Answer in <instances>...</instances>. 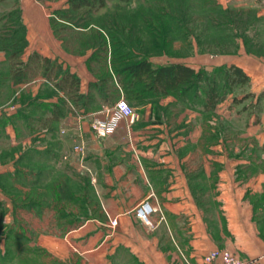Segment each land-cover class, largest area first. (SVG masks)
<instances>
[{
    "label": "crops",
    "instance_id": "0c3cea01",
    "mask_svg": "<svg viewBox=\"0 0 264 264\" xmlns=\"http://www.w3.org/2000/svg\"><path fill=\"white\" fill-rule=\"evenodd\" d=\"M16 1L27 46L19 59L0 52V87L10 94L0 89V157H11L0 159L2 229L31 234L48 251L47 264H220L205 261L215 251L264 264V57L242 47L222 63L210 55L150 57L154 65L208 74L217 66L236 67L249 78L221 107L227 121L241 124L232 142L212 125L217 106L205 111L199 91L186 99H129L110 45L104 50L93 36L77 37L72 49L57 32L79 29L53 19L65 6ZM121 97L138 118L115 121L110 137L97 138L93 120L113 119ZM80 142L86 146L80 166L94 175V211L57 209L50 201L33 203L47 207L30 212L16 207L8 186L24 189L38 179L24 168L25 156L46 160L55 170L63 158L79 155L73 148ZM144 203L153 210V227L136 215ZM6 252L0 241V253Z\"/></svg>",
    "mask_w": 264,
    "mask_h": 264
},
{
    "label": "rangeland",
    "instance_id": "374dc122",
    "mask_svg": "<svg viewBox=\"0 0 264 264\" xmlns=\"http://www.w3.org/2000/svg\"><path fill=\"white\" fill-rule=\"evenodd\" d=\"M35 1L49 8L65 6L63 7L65 11L75 4L83 5V0ZM89 2L93 4L94 0ZM105 2L104 8L96 3L95 8L91 5L92 10L84 5L79 12L70 13L74 17L73 22L79 25L76 27L79 31L85 29L82 27L89 29L87 33H79L68 27L57 32L67 37L72 49L78 42L77 37L90 38L91 35L95 37L94 31L103 29L107 36L125 50L144 52L149 58L172 60L194 55H210L215 57L217 63H222L227 60L228 55L237 54L241 47L248 54L264 57V0H105ZM18 5L15 0L0 5V17L6 12L16 10ZM57 16L61 17L59 12L53 14L52 18L59 21ZM83 18L86 19L83 20L84 23L80 21ZM16 23V17L0 18V52L4 43L7 48L10 47L9 50L15 40L21 39V34L15 37ZM217 81L221 94H226L227 98L231 91L223 89L226 83L222 73L219 74ZM206 85L205 82H201L200 88L206 89ZM0 89L6 90L4 84ZM4 95H10L8 90ZM200 98L203 99V91H200ZM201 99L199 101H202ZM223 101L217 104L212 125L218 132L227 134L233 142V137L236 138V134L241 130V124L236 120L227 121L221 111L223 104H226ZM7 107H13V103ZM212 116L210 112V119ZM94 121L96 120L92 122V130ZM226 141L224 145L228 144ZM79 146H84L86 150L83 142L75 145L74 152L80 156L73 155L70 161L63 158L62 164L55 170L46 160L42 162L31 155L25 156L28 163H25L24 168L38 173V179L35 180V184L29 183L28 186H24V189L8 186L9 196L18 202L16 207L30 212L47 207L45 204L36 206L33 203L50 201L55 203L57 209L64 207L70 211L90 213L96 207L94 203L97 191L91 185L94 177L91 170L80 166L81 157L86 152L78 151ZM9 156L10 154L3 153L0 159L8 160L11 158ZM23 203L28 205L24 206ZM144 204L137 207L136 215ZM111 224L116 225V222L113 221ZM3 226V222L0 221V241H5L7 252L0 253V264H47L50 256L48 251L37 242L33 243L31 234L27 238L26 235L14 234L10 227L3 230Z\"/></svg>",
    "mask_w": 264,
    "mask_h": 264
},
{
    "label": "trees",
    "instance_id": "16d2710c",
    "mask_svg": "<svg viewBox=\"0 0 264 264\" xmlns=\"http://www.w3.org/2000/svg\"><path fill=\"white\" fill-rule=\"evenodd\" d=\"M12 1L14 0H0V5L8 4ZM82 3L83 5L75 4L69 10L59 12V15H61V18L65 22L78 27L79 25L73 22L74 17L70 14L71 12H79L84 5L90 7V10L93 8L91 5H94L95 8L96 3L101 8L106 6L105 0H94L93 4H90L89 0H83ZM11 17H16L17 21V28L14 32L16 33L15 37L21 34V39L19 41L15 40L9 50L8 48L10 47L7 48L4 43L1 45V51L13 59H19L27 46L26 29L21 23L18 9L4 13L0 18L8 19ZM83 20L86 21L85 18L80 19L82 23H84ZM18 27L20 28L18 29ZM79 28H81V24ZM82 28L87 29V27ZM94 35L95 37L92 38L94 40L97 39V44L100 47L104 46V50L106 45H110L113 66H115L114 70L123 78L121 84L123 85L125 95L129 99L135 98L139 103L169 94L178 95V97L182 98L185 97L184 99H186V96L190 95L192 91L194 95H196L197 91H203V99L200 98L202 100L200 103L204 102L205 111H212L221 100L223 101L226 98V94H221L217 81L220 73L223 74L226 83L223 89H227L228 92L242 87L249 82V78L236 67L228 69L227 66H221L217 67L213 74H208L203 70L197 72L195 69L184 65L179 66V64L154 65L147 56L148 54L136 52V50H125L121 45L116 44L112 38L107 36L103 29H99ZM15 71L18 75L21 73V69H16ZM201 82L207 84L206 89L200 88ZM193 100L196 102L195 99Z\"/></svg>",
    "mask_w": 264,
    "mask_h": 264
},
{
    "label": "built area",
    "instance_id": "2783aa9c",
    "mask_svg": "<svg viewBox=\"0 0 264 264\" xmlns=\"http://www.w3.org/2000/svg\"><path fill=\"white\" fill-rule=\"evenodd\" d=\"M138 118L136 110L130 105V103L122 97L115 106V117L113 119L106 118L103 120L97 119L93 123V130L97 138L104 139L110 136L115 131V126L117 125L115 121L120 119L129 120L131 122H135ZM78 151H84V146H79L77 148ZM145 209H148V215L145 214ZM153 214V210L151 206L146 203L144 206L138 209L137 217L141 219L144 224L153 227L151 222V215ZM207 263H214L219 261L220 264H258L256 261H250L245 259H241L237 257L235 254L229 251H215L212 252L205 258Z\"/></svg>",
    "mask_w": 264,
    "mask_h": 264
},
{
    "label": "bare ground",
    "instance_id": "6f19581e",
    "mask_svg": "<svg viewBox=\"0 0 264 264\" xmlns=\"http://www.w3.org/2000/svg\"><path fill=\"white\" fill-rule=\"evenodd\" d=\"M145 214L146 215L150 214L149 211H148V209H145Z\"/></svg>",
    "mask_w": 264,
    "mask_h": 264
}]
</instances>
